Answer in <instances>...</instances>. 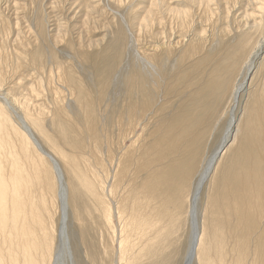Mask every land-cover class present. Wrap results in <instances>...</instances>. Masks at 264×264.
Listing matches in <instances>:
<instances>
[{
	"label": "rangeland",
	"instance_id": "obj_1",
	"mask_svg": "<svg viewBox=\"0 0 264 264\" xmlns=\"http://www.w3.org/2000/svg\"><path fill=\"white\" fill-rule=\"evenodd\" d=\"M160 1L191 12L168 13ZM160 1L0 0V97L5 94L13 107L16 103L14 108L40 145L60 163L64 185L68 186L66 231L60 228L66 235V249L62 244L57 264H110L113 259L114 250L111 254L110 248L114 244L106 238L102 245L106 247V259L100 260L99 219L91 210L84 213L83 192L91 190L85 172L92 177L105 174L108 185L112 184L115 166L109 158L113 156L116 161L120 156V138L133 116L135 132L141 136L138 151L143 162L134 175L131 169L122 180L118 176L117 183L124 188L127 179L134 176V192H140L143 183L148 185L149 191L141 193L137 202L150 197L157 201L165 232L181 233L178 244L182 256L190 244L187 209L197 176L218 152L229 122H238V126L228 129L225 138L226 146L235 139L231 151L221 159L214 177L204 183L197 199L201 239L199 259L192 264H227L224 242L228 236L226 239L220 229L227 195L239 203L253 197L252 202L247 200L250 209L262 203L264 0H209L207 4L195 0ZM90 2L92 5H85ZM150 9L160 23H144ZM85 17L87 24L80 26ZM83 27L85 34L79 41L76 35ZM197 34L201 40L193 43ZM99 39L103 41L96 42ZM178 39L184 41L176 46ZM188 45L196 48L187 51ZM251 60L253 69L248 73ZM246 79L248 88L233 107V90ZM19 128L0 102V178L3 175L11 180L16 174L20 180L23 171L35 175L40 170L52 196L53 174ZM156 159H162L161 167L153 164V170L146 171ZM20 161L23 170L17 164ZM4 195L0 189V198ZM131 199L129 196L125 206ZM17 218L13 221L2 216L0 220L11 229ZM227 219L233 237L239 238L241 245L251 225L249 219L250 225L245 218L247 223L241 221L239 225L240 221L237 224L232 218L237 228ZM107 233L113 236L112 229ZM2 237L0 264L5 258ZM44 242L35 239V254L41 264H48L55 252V238L50 236ZM144 249L146 246L141 252ZM44 251H48L46 257ZM134 261L131 257L126 264Z\"/></svg>",
	"mask_w": 264,
	"mask_h": 264
},
{
	"label": "bare ground",
	"instance_id": "obj_2",
	"mask_svg": "<svg viewBox=\"0 0 264 264\" xmlns=\"http://www.w3.org/2000/svg\"><path fill=\"white\" fill-rule=\"evenodd\" d=\"M208 1L209 0H195V3L197 2V4H207ZM191 3H194V1L191 0ZM160 4L161 7L166 8L168 13L173 12L175 15L191 12L190 10L184 9L185 7L184 8L178 6H176V8L173 6L171 7L169 4L165 3L164 1H160ZM85 5L89 6L92 5V3L91 2L86 3ZM83 7L85 6L83 5ZM151 13H152V9L147 10L144 23L146 21H149L151 23L152 22L160 23L161 19H158L157 18L158 16L156 17L154 14L152 15ZM86 24H87V18L85 17L83 20V24L80 26L84 25L85 27ZM84 31L85 28L84 30H82V33L80 32L78 35H76L77 36L76 38L79 41L80 40L82 41V38L85 34ZM182 40L178 39L175 42L176 46L182 44L184 41ZM198 40H201V37L200 35L197 34L194 36V41L192 42L194 43L195 41ZM98 41L102 42L103 39H99L96 42ZM93 43H95V41ZM195 48H196L195 46L190 48V46L188 45L186 50L191 51L192 49ZM257 55L258 53H256L253 58H255ZM252 69L253 67L251 60L248 64V73H250ZM247 82L248 79H246V81H243L233 90L232 93L233 99H235V101L232 104L233 107L236 106V102L238 101V96L240 95V93L246 90V88H248ZM251 84L252 83L250 82L248 86L250 87ZM4 96L0 97V102L2 106H4L5 109H7L9 113L19 123V126L21 128V130L20 128L19 130L23 133V135H25V138L29 141L32 148L37 152L38 157L40 158L39 160H42L47 166H49L54 177L55 185L53 186L52 196H50V193L46 189L48 187H47V183H45L44 175L40 170L35 175L31 174L30 173L31 171L25 170L22 172L20 180L16 179L17 175L15 173H14L15 175H13V178L11 180L7 179V177H3L2 175V178H0V189L4 191L5 195L3 196V198H0V207H1L0 218L2 216H5L13 221L15 220L16 216L19 218H17L16 225L12 226L11 229L5 228L0 220V236H3L2 237L3 247H1V250L3 251V254L5 256L1 264H27V263L41 264V260H39V258L36 257L35 254L37 247V245L35 244V239L43 242L45 240L46 242L48 241L50 236H53L55 238V245H54L55 252H53V255L49 258L48 264H57L58 263L57 261L60 257V253L63 249L61 245L66 242L65 232L64 235L61 234L60 228L63 231H66L67 212L69 209V200H70V196L68 193V186L64 185L63 182L64 176L58 160L52 154H50L51 152L50 153H48L49 151L46 152L43 149V147L40 145V143L38 142V140L34 135V132L28 126L27 122L23 120L22 116L20 115V112L18 113L16 108H14L16 103H14V107H13ZM146 103L147 102H144V104L142 105L143 106L141 109L142 112H140L141 118L145 114ZM16 106L20 108L18 105ZM240 118L238 120H240ZM135 121H136V116H133V119L130 120L129 123L124 126L125 129L123 130V135L120 138V144L121 146L123 145V147L121 148L120 156L116 159V161L114 160V158H112L113 156L109 158L110 164L115 166L114 168L115 175L112 184L108 185L107 176L105 174L103 177H98V176L95 177L96 175L92 177L91 175L85 172V174H87L88 182L91 185V190L93 189V187L94 189L93 191H91L87 187L88 189H86L83 192L84 195L82 194L83 195L82 202L84 203V213L87 214L88 210H91L94 213V216L96 215L97 219H99L100 226L98 227V232H97L98 236L97 235L96 236L99 239V246L101 248V255L99 256L101 257L100 260L105 261L106 259V256L103 255L106 253V247L103 248V246L105 245V239L107 238L108 242L111 240V242L114 244L113 248H110L111 254H112V249L114 250L113 259L110 261V264H126L131 257L135 260L134 261L135 264H186V260L188 259L189 255H190V259L188 261L189 263L187 264H192L195 259L197 260L199 259V246L201 239L199 238L200 223L197 220V209H196L198 202L197 199L200 194L197 195L195 191L198 187L202 188V186H205L204 183L206 181L208 182V180L211 179L212 175L214 177L213 174L214 170H216V168L219 167L218 164L221 162V159L225 157V155L229 152L230 147L235 142L234 139L228 146H226V144L224 145L226 140H228L225 139L229 135L228 129L229 128L231 129V127L238 126V122L236 124L234 121L232 122V120L229 122V126L227 128L223 141L219 145V146L224 145L223 149L218 154L214 162H212L213 158L212 160L209 158V160L207 161V165L210 164V171L207 172V165H206L202 169L201 173H199L197 176L198 179L196 180V183L194 185V190H193L194 192L190 197L189 205L187 209V217H188L187 221L189 225V232L191 231V235L189 234L191 236L189 241L190 244L185 255L182 256L180 255V250H179L180 245L178 244L181 233H179L178 230H174V231L170 230L167 233L165 232L164 230L165 224H162L163 213L160 210V208L157 206L158 204L157 201H155L154 198L152 199L149 196L150 200L143 199V201L141 200L140 202L139 201L137 202V200L141 198L140 197L141 193L144 194L147 190L149 191L148 185L147 184L145 185V183H143L139 189L140 192L139 191L134 192V190L131 189L132 186L131 183L134 184L133 181H135L134 176H131V178L127 179L124 188L117 183L118 176H121V180H122L125 174L127 173V171H130L131 169L133 170V175H134L135 171H137V168L140 167L141 163L143 162L142 161L143 159H141L139 156L140 151H138V141L140 140L141 136L136 134L135 132L134 129L136 124ZM22 126L26 129V132L24 131V129H22ZM126 141H129V145L125 144ZM15 145L18 146L17 143ZM2 147L4 146L2 145ZM160 161H162V159H156L150 164H148L151 167L148 168L146 171L148 172L152 171L153 170L152 167L159 166ZM17 164L20 165L22 169L23 165L21 166V161L20 163ZM153 164L155 165L152 166ZM9 165H11V163ZM26 165L25 167H27ZM148 165L145 164V168L148 167ZM28 169L30 170V168ZM82 170L84 171V169ZM263 177L264 176H262V178ZM228 180L229 179H227V181ZM37 182H39V187H40L39 190L37 188ZM257 188L260 191L259 189L260 187L258 186ZM37 195H40L39 200L36 199ZM129 196H132V199L130 200L129 204L125 206L126 200L129 198ZM251 198L253 199V197ZM259 198L262 199V203H263L264 186H262L261 188ZM79 199L81 198L79 197ZM252 199L251 200L247 199V200L252 202ZM191 200H192V204H191ZM227 200H228L227 203L225 202V204L223 205L226 213H222V218L220 222L221 223L220 229L222 231V234L224 235L225 238L226 236H228V241L224 242V244H226V248H224L225 249L224 252L228 257L227 264H264V204L260 202V206L256 205L257 208L252 207L251 205V209L253 212H250L251 209L247 203V200L241 201L239 203L238 200L235 199L230 194L227 195ZM144 201L148 202L147 206L145 205L146 207L143 205ZM221 204L223 203H220V206L222 207ZM224 208L222 207V209ZM155 211H157L158 213H155ZM219 212L221 213L220 210ZM226 216L230 219V222L232 218L237 219L234 220L236 222L239 220L240 221V222L238 221L239 225L241 221L245 222L243 220L244 218L247 222L249 219L252 226L248 222V225H250L251 227L249 226L250 229L248 227V230L242 236L241 241L243 240V242L241 245H239L241 243L239 241V238L233 237V233L228 227V225L231 224L227 223V221L229 220L227 219ZM55 219L58 220L57 228L55 226ZM86 220L88 222V219ZM102 221L105 222L106 224L104 225L107 229V232H109V230L112 229L113 236L108 235V233L104 230ZM234 221L232 220V222ZM235 224L232 223L234 227ZM244 225L247 226V224ZM195 237H196V241L192 252L191 248ZM237 239L239 242L237 241ZM45 242L44 244H46ZM144 246H146V249H144L143 252H141V249H143ZM45 247H47V245ZM65 249L66 248L64 244V250ZM38 250L40 251V249ZM136 250H138L137 254H135ZM46 252L44 253V257L47 256ZM84 253H85V249H84ZM84 255L86 256V254Z\"/></svg>",
	"mask_w": 264,
	"mask_h": 264
},
{
	"label": "water",
	"instance_id": "obj_3",
	"mask_svg": "<svg viewBox=\"0 0 264 264\" xmlns=\"http://www.w3.org/2000/svg\"><path fill=\"white\" fill-rule=\"evenodd\" d=\"M22 129H24V131L26 132V129H25L23 126H22ZM226 142H227V140H226ZM226 142L224 143V145L226 144ZM224 145L219 146V150H218V152L215 154V156H212L213 160H212V158L210 157L211 160H212V162L215 161L216 157H217L218 154L221 152V150L223 149V146H224ZM200 190H201V187H198V188L196 189L195 193H196L197 195L200 194ZM195 241H196V237L194 238V241H193V243H192V248H191L192 252H193V248H194V246H195ZM189 259H190V255H189L188 259L186 260V264L189 263V262H188Z\"/></svg>",
	"mask_w": 264,
	"mask_h": 264
}]
</instances>
